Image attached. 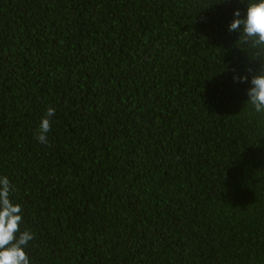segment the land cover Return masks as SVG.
I'll use <instances>...</instances> for the list:
<instances>
[{
    "label": "trees",
    "instance_id": "trees-1",
    "mask_svg": "<svg viewBox=\"0 0 264 264\" xmlns=\"http://www.w3.org/2000/svg\"><path fill=\"white\" fill-rule=\"evenodd\" d=\"M247 2L0 0V175L31 264H264V116L233 80L261 59L228 30Z\"/></svg>",
    "mask_w": 264,
    "mask_h": 264
},
{
    "label": "clouds",
    "instance_id": "clouds-1",
    "mask_svg": "<svg viewBox=\"0 0 264 264\" xmlns=\"http://www.w3.org/2000/svg\"><path fill=\"white\" fill-rule=\"evenodd\" d=\"M233 20L228 26L230 32L239 33L240 43L248 45L253 58L261 59V67L255 73L248 68L249 75H233L234 82L249 83L245 103L252 106L255 113L264 116V0H248L246 13L242 17L239 9L234 10ZM56 109L48 106L37 125L34 138L38 143L47 145L48 133L52 128V117ZM16 186L7 175H0V264H31L25 251L35 234L28 228L21 229L23 223L22 205L12 199Z\"/></svg>",
    "mask_w": 264,
    "mask_h": 264
}]
</instances>
